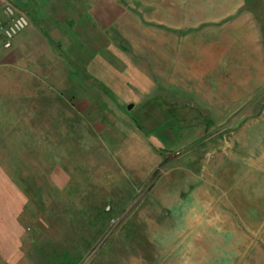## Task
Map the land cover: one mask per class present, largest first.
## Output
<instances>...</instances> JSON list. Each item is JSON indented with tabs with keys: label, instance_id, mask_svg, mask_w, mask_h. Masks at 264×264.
<instances>
[{
	"label": "rangeland",
	"instance_id": "374dc122",
	"mask_svg": "<svg viewBox=\"0 0 264 264\" xmlns=\"http://www.w3.org/2000/svg\"><path fill=\"white\" fill-rule=\"evenodd\" d=\"M83 2L86 58L54 83L70 127L49 154L0 158V264H264V0ZM135 131L160 161L132 153ZM190 174L209 201L177 221L162 189Z\"/></svg>",
	"mask_w": 264,
	"mask_h": 264
},
{
	"label": "crops",
	"instance_id": "0c3cea01",
	"mask_svg": "<svg viewBox=\"0 0 264 264\" xmlns=\"http://www.w3.org/2000/svg\"><path fill=\"white\" fill-rule=\"evenodd\" d=\"M7 1L13 2L26 11L30 16L31 24L15 37L11 47L0 48V158H20L22 155L19 153L24 150L45 151L49 154L51 145L48 144L60 142L59 139L56 141L50 137L51 134H54L55 126L65 128V126L70 127L71 125V104L64 103V94L67 90H59L56 94L54 83L56 78L64 77V58H71V56L86 58L85 44L78 32L79 26L74 22L79 19L74 15L81 13V4L84 3V0H0V13ZM65 15L67 17H64ZM96 55L94 53L89 60L90 71L86 69L85 65L80 77L86 80V85L88 78L93 80L86 87L93 90L95 97L99 86L102 88L103 83V72L97 65ZM66 66L69 77L71 68L69 64ZM49 87L52 89L50 95L60 96L57 99H62L63 103H54V97L51 103L44 101L45 98L42 96L49 95ZM131 105L129 104L128 108ZM77 110L82 114L79 119L87 123L86 112L92 110V107L85 104L84 113L80 106ZM38 127L43 128L44 134L43 137L35 140V136L42 131L38 130L36 133L31 128ZM227 137L229 138V136ZM130 138L132 139L126 140V143L129 144L133 141L137 145L132 147V153H138L140 156L144 153L149 156L154 154L156 155L155 159L160 161V155L146 140V137L135 131ZM61 141L64 144L66 142L68 147L70 146L69 140L62 139ZM261 143L262 141H259L255 146L260 149ZM226 146L227 142L223 139L222 144L219 146L215 144L210 148V151L212 154L216 153L218 159L229 160ZM259 155L258 163H261L263 161L262 154ZM30 157L39 158L40 156ZM137 164L143 166V160H139ZM146 164L149 166L150 162L147 161ZM214 169L212 168V170ZM256 169L261 171L262 167L256 165ZM190 177H192V181L196 180L194 185L191 184V179V182H188L187 179L182 178L176 181L174 186L162 189L161 196L165 201L164 207L173 209L177 221H183V214H188L190 210H198L203 205V200L209 201L208 197L205 199L200 194L202 189L197 183L199 176L194 178L190 174Z\"/></svg>",
	"mask_w": 264,
	"mask_h": 264
},
{
	"label": "built area",
	"instance_id": "2783aa9c",
	"mask_svg": "<svg viewBox=\"0 0 264 264\" xmlns=\"http://www.w3.org/2000/svg\"><path fill=\"white\" fill-rule=\"evenodd\" d=\"M31 24L30 16L11 1H7L0 13V48H9L15 37Z\"/></svg>",
	"mask_w": 264,
	"mask_h": 264
},
{
	"label": "trees",
	"instance_id": "16d2710c",
	"mask_svg": "<svg viewBox=\"0 0 264 264\" xmlns=\"http://www.w3.org/2000/svg\"><path fill=\"white\" fill-rule=\"evenodd\" d=\"M69 255H70L69 253H68V254H67V253H65V254H64V258H65V256H67V257H68ZM62 263H63V262H62Z\"/></svg>",
	"mask_w": 264,
	"mask_h": 264
}]
</instances>
